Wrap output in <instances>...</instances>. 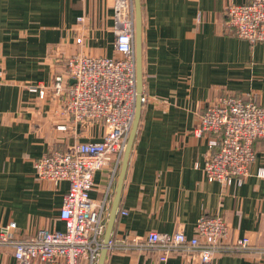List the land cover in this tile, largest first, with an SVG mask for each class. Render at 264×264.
I'll return each instance as SVG.
<instances>
[{"label": "crops", "instance_id": "obj_1", "mask_svg": "<svg viewBox=\"0 0 264 264\" xmlns=\"http://www.w3.org/2000/svg\"><path fill=\"white\" fill-rule=\"evenodd\" d=\"M141 1L148 100L124 178L125 156L95 174L91 198L104 204L106 235L111 224L116 240L176 230L191 237L202 215L219 214L232 239L264 247V179L255 176L264 167V138L254 142L252 176L228 186L197 167L209 148L195 135L204 109L224 94L252 95L264 107V42L251 44L228 26L227 8L250 0ZM114 14V0H0V226L16 223L22 237L65 230L69 184L40 180L35 162L77 142H101L106 131L102 122L76 125L64 97L41 99L30 87L50 88L75 54L114 57ZM0 264H18L13 250L0 248ZM104 264L197 263L182 256L160 263L154 253L133 251L109 252ZM213 264H264V255L225 254Z\"/></svg>", "mask_w": 264, "mask_h": 264}, {"label": "built area", "instance_id": "obj_2", "mask_svg": "<svg viewBox=\"0 0 264 264\" xmlns=\"http://www.w3.org/2000/svg\"><path fill=\"white\" fill-rule=\"evenodd\" d=\"M114 57L75 54L66 59V75L55 77L49 87L31 86L30 91L46 98L49 93L64 97V113L76 125L102 122L101 142H77L65 150H54L35 162L40 180L67 182L60 220L64 231L43 228L34 236L22 237L16 223L0 226V248L13 250L18 264H100L103 251L154 253L160 263L182 256L197 264H213L220 255L254 252L264 247L250 238L232 239L222 215H202L195 233L150 232L145 237L113 239L106 244L104 204L98 205L91 192L95 174L112 162L120 163L127 152L134 128L139 98L136 53L135 0H114ZM228 26L234 35L251 44L264 42V0L231 4ZM79 38L77 42L82 43ZM69 79L75 81L70 84ZM142 104L147 101L142 95ZM66 131L67 126H58ZM208 141L202 169L209 182L242 186L252 176L256 161L254 142L264 138V107L247 98L224 94L208 105L195 131ZM264 179V167L255 173ZM125 214V213H124Z\"/></svg>", "mask_w": 264, "mask_h": 264}, {"label": "water", "instance_id": "obj_3", "mask_svg": "<svg viewBox=\"0 0 264 264\" xmlns=\"http://www.w3.org/2000/svg\"><path fill=\"white\" fill-rule=\"evenodd\" d=\"M136 3V53H137V71H138V90H139V98H138V105H137V114H136V121L134 124V128L129 140L128 149L125 154V162H124V171L122 175V179L124 178L125 171L128 166L130 154L132 151V147L134 144V140L138 131L140 117H141V110H142V95H143V68H142V55H143V42H142V33H143V16H142V1L135 0ZM75 81L71 84H74ZM117 211V208H116ZM116 212L113 213V220ZM113 222V221H112ZM112 235V225L110 224L108 228V232L106 235V244L110 241ZM107 254V249L103 251L102 258L100 264H104L105 256Z\"/></svg>", "mask_w": 264, "mask_h": 264}, {"label": "rangeland", "instance_id": "obj_4", "mask_svg": "<svg viewBox=\"0 0 264 264\" xmlns=\"http://www.w3.org/2000/svg\"><path fill=\"white\" fill-rule=\"evenodd\" d=\"M146 98H147V97H146ZM147 100H148V99H147ZM146 102H147V101H146ZM146 102H145V103H146ZM145 103L142 104V108H143V105H144ZM141 112H142V110H141Z\"/></svg>", "mask_w": 264, "mask_h": 264}]
</instances>
